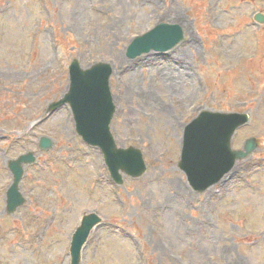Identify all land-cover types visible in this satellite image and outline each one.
Listing matches in <instances>:
<instances>
[{
	"label": "rangeland",
	"instance_id": "374dc122",
	"mask_svg": "<svg viewBox=\"0 0 264 264\" xmlns=\"http://www.w3.org/2000/svg\"><path fill=\"white\" fill-rule=\"evenodd\" d=\"M84 1L0 0V264H70L72 233L89 212L101 223L79 264H264V22L254 20L264 0ZM159 22L178 23L184 39L129 58L132 38ZM73 59L112 65L111 131L142 150L139 178L113 182L67 105L45 114ZM202 109L247 112L231 144L253 136L257 148L195 192L177 165L184 128ZM26 151L36 161L19 182L25 202L9 214L7 164Z\"/></svg>",
	"mask_w": 264,
	"mask_h": 264
},
{
	"label": "water",
	"instance_id": "95a60500",
	"mask_svg": "<svg viewBox=\"0 0 264 264\" xmlns=\"http://www.w3.org/2000/svg\"><path fill=\"white\" fill-rule=\"evenodd\" d=\"M264 20L260 13L255 15ZM183 38L177 25L160 24L150 32L137 36L128 46L127 55L135 57L150 50L164 51ZM112 73L110 64L97 62L82 68L74 59L69 66L68 91L57 101L51 102L47 112L68 103L75 121V128L82 139L97 146L103 154L105 164L117 184L123 182L120 171L132 177L140 176L146 169L142 153L135 147H117L110 131V121L115 111L109 87ZM246 113H223L202 111L185 128L180 167L186 172L195 190L202 191L215 183L227 172L236 159L246 157L256 148L254 138L245 141L244 150H233L230 146L234 131L248 122ZM52 141L42 137L40 147L49 149ZM35 161L33 153L20 155L9 161L13 182L7 191L6 209L12 213L25 201L18 189L23 174V163ZM100 221L95 213L83 215L80 225L72 235L70 245L71 264H78L80 251L91 229Z\"/></svg>",
	"mask_w": 264,
	"mask_h": 264
},
{
	"label": "bare ground",
	"instance_id": "6f19581e",
	"mask_svg": "<svg viewBox=\"0 0 264 264\" xmlns=\"http://www.w3.org/2000/svg\"><path fill=\"white\" fill-rule=\"evenodd\" d=\"M84 3H85V1L82 0V6H83ZM86 6H87V4H86ZM74 7H75V9H74L73 13L75 14V13H77V9H78L79 6H78V5H75ZM169 11H173V12H174V8H173L172 5L170 6ZM174 19H175V18H173V20H174ZM89 38H90V41H91L92 38H91V37H89ZM187 41H188V40H187ZM183 45H184V44H183ZM187 47H189V48H192V47H193V45H192V39H191V42H190L189 44H187ZM181 49H185V48L183 47V48H181ZM181 49H180V50H181ZM181 55H185V54H184L183 52H181ZM168 56H172V58L175 59L174 62H176V63H180V64H182L181 61H182V60H185V58H186V56H185V58H184V57L180 56L179 54H175V55H174L172 52H169V53H168ZM174 62H173V63H174ZM170 67H171V65H170Z\"/></svg>",
	"mask_w": 264,
	"mask_h": 264
}]
</instances>
